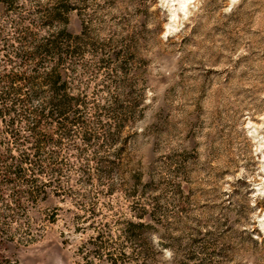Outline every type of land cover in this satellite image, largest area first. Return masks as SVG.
I'll return each mask as SVG.
<instances>
[{
    "label": "rangeland",
    "instance_id": "rangeland-1",
    "mask_svg": "<svg viewBox=\"0 0 264 264\" xmlns=\"http://www.w3.org/2000/svg\"><path fill=\"white\" fill-rule=\"evenodd\" d=\"M66 3L89 45L72 74L87 123L37 182L45 198L7 218V257L264 264V0H17L16 13L0 3V26Z\"/></svg>",
    "mask_w": 264,
    "mask_h": 264
},
{
    "label": "trees",
    "instance_id": "trees-1",
    "mask_svg": "<svg viewBox=\"0 0 264 264\" xmlns=\"http://www.w3.org/2000/svg\"><path fill=\"white\" fill-rule=\"evenodd\" d=\"M0 3L16 13L17 0ZM71 6L66 3L60 11L48 12L40 23L28 15L11 18L12 33L6 31V25L0 26V264H13L5 253L7 241L14 238L8 219L18 222L27 215L29 205L24 197L45 198L37 182L58 172L54 165L57 148L73 136L75 125L87 123L81 117L84 100L74 91L72 74L77 69L76 56L89 45L84 33H74L66 25L64 14ZM58 22L63 26L56 27ZM134 112L135 108L130 110L131 116ZM83 135L86 142L94 138L88 132ZM105 137L114 140L110 134ZM26 166L31 175L24 172ZM99 170L101 177L108 172L102 167ZM82 172L89 178L84 169ZM22 185L31 189L25 193ZM28 226L27 233L32 234ZM143 226L141 221L130 223V227ZM19 240L29 242L32 237Z\"/></svg>",
    "mask_w": 264,
    "mask_h": 264
}]
</instances>
